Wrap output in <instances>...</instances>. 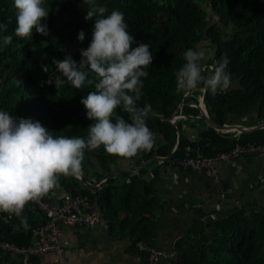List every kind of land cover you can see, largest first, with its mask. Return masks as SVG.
<instances>
[{"label":"trees","instance_id":"obj_1","mask_svg":"<svg viewBox=\"0 0 264 264\" xmlns=\"http://www.w3.org/2000/svg\"><path fill=\"white\" fill-rule=\"evenodd\" d=\"M108 11L124 13L128 31L135 41L150 44L153 54L142 78L143 95L138 105H150L147 125L162 141L150 149L131 156L108 153L102 145H88L84 149L81 173L88 182H95L111 172L113 165L127 157L141 163L147 156L167 157L172 152L178 130L181 141L174 156L162 164L192 156L214 157L236 145L264 143V129L243 133L236 138L197 118L201 109L200 97L209 117L219 125L234 123L235 117L255 110L264 119V0H98ZM50 5L46 24L48 35L33 29L30 36L19 37L12 0H0V22L12 35L9 44L0 46V109L14 117H31L40 121L53 135L80 136L88 140V126L93 122L85 115L81 98L94 90L92 84L76 89L69 84L56 89L45 81L54 70L52 59H63L66 53L79 60V49L86 47L91 36V20H85L87 5L83 0H46ZM212 10L215 24L210 26ZM83 30V41L77 39ZM208 36L213 49L205 72L227 56L231 84L223 91L209 93L206 87L177 91L175 71L184 63V51L197 47ZM47 41L41 46V41ZM41 65L49 68L42 70ZM183 107L178 111L179 107ZM196 105V106H193ZM127 119V113L117 109ZM182 118L169 121L173 115ZM185 117V119H184ZM194 121H191L193 119ZM205 125L195 141L182 135V125ZM191 150V151H190ZM150 160L136 173L114 175L95 186L85 185L75 175H59L58 186L72 195L85 197L86 206H97L101 214L122 233L128 227L132 243L146 241L154 244L155 224L147 216L163 208L151 182L143 175ZM156 173L157 168L151 169ZM42 195L41 197H43ZM23 215L27 226L18 217L0 212V238L27 246L34 239V229L46 222L45 214L26 202ZM155 245V244H154ZM162 264V262H161ZM174 264H264V210L243 206L228 216L197 219L175 244Z\"/></svg>","mask_w":264,"mask_h":264},{"label":"clouds","instance_id":"obj_2","mask_svg":"<svg viewBox=\"0 0 264 264\" xmlns=\"http://www.w3.org/2000/svg\"><path fill=\"white\" fill-rule=\"evenodd\" d=\"M16 9L14 33L30 36L33 29L48 35L46 19L50 5L46 0H12ZM88 7L85 20H91V36L86 47L79 49L76 60L70 53L52 59L55 65L46 83L56 89L65 84L79 89L92 84L94 90L81 98L85 115L93 122L88 126V140L80 136L53 135L40 121L31 117H14L0 109V212L15 215L27 226L23 209L58 184L59 175H79L86 146L102 145L108 153L131 156L150 149L156 133L146 123L150 105H138L143 95V79L153 54L150 44L135 41L128 31L124 13L108 11L98 0H83ZM7 25L0 22V46L9 44L12 35L4 34ZM81 29L77 39L83 41ZM48 42L42 40L41 46ZM213 49L189 47L184 63L175 71L177 91L206 87L209 93L226 90L231 84L229 60L224 56L205 72V61ZM48 72L46 65H41ZM127 113V119L117 109Z\"/></svg>","mask_w":264,"mask_h":264},{"label":"crops","instance_id":"obj_3","mask_svg":"<svg viewBox=\"0 0 264 264\" xmlns=\"http://www.w3.org/2000/svg\"><path fill=\"white\" fill-rule=\"evenodd\" d=\"M209 61L206 63L208 64ZM206 66V65H205ZM212 67V66H211ZM196 89V88H195ZM191 90L186 95L192 93ZM196 106V105H193ZM200 109L207 107L200 97ZM208 113V112H207ZM185 119V117H184ZM233 126L254 129L239 131L232 128L224 133H233L236 138L243 133H252L264 125V119L253 110L233 118ZM196 120L195 118L191 121ZM205 125H182V135L192 139L199 138ZM162 137L157 135L155 143ZM148 163V162H147ZM139 164L127 157L119 159L113 170L115 175L136 173L131 171ZM156 167V173L151 171ZM218 180H213L202 170H190L179 166H170L157 161L149 165L143 175L151 182L154 193L163 208L155 210L149 217L155 224L153 242L162 249V264H174L175 244L197 219H215L228 216L236 209L250 206L264 210V157L240 159L235 162L220 163ZM66 192L58 185L44 194L52 206L60 203ZM128 227L118 233V227L102 214L93 225L62 224L59 242L60 253L47 252L35 257L36 264H141L142 252L132 243ZM0 264H22L17 256L0 250Z\"/></svg>","mask_w":264,"mask_h":264},{"label":"built area","instance_id":"obj_4","mask_svg":"<svg viewBox=\"0 0 264 264\" xmlns=\"http://www.w3.org/2000/svg\"><path fill=\"white\" fill-rule=\"evenodd\" d=\"M183 115H175L171 121L182 118ZM191 151V150H190ZM264 157V143L238 144L227 152H222L214 157H194L189 150L182 158L172 160L170 166L184 167L190 170H202L213 180H218L220 163L235 162L240 159ZM85 197L65 193L56 206L44 197L30 200V203L37 206L46 216V222L34 229V239L27 246H19L15 242L0 238V250L17 256L22 264H36L35 257L53 251L60 253L62 245L59 242L62 224L93 225L100 215V209L84 204ZM138 249L142 252L141 264H161V258L165 252L146 241H138Z\"/></svg>","mask_w":264,"mask_h":264},{"label":"water","instance_id":"obj_5","mask_svg":"<svg viewBox=\"0 0 264 264\" xmlns=\"http://www.w3.org/2000/svg\"><path fill=\"white\" fill-rule=\"evenodd\" d=\"M183 107V104L179 107L178 111H180ZM176 114H174L173 116H175ZM197 118L199 119H202L204 120L208 125H210L211 127H213L214 129L218 130V131H229L231 130L232 128H236L237 130L239 131H242V132H245V131H253L254 129L252 128H245V127H235L231 124H225V125H219L217 123H215L208 115V113L206 112L205 109H201V112L199 113V115L197 116ZM169 121L171 123H173L171 121V118L169 119ZM264 125H261L260 127H258L259 129L263 128ZM176 134H177V139H176V143H175V146L172 150V152L170 153L169 156L167 157H157V156H147L141 163H139L138 166L134 167L131 171H135V170H138L140 168H142L145 163H147L148 161L150 160H156V161H160V162H165V161H168L170 160L175 152L178 150L179 146H180V141H181V134L178 130H176ZM119 171H115V170H112L111 172L109 173H106L104 174L101 178H99L98 180H96L95 182H88L82 175L81 171H80V174L79 175H75L77 176L78 178L81 179V181L87 185V186H95V185H98L99 183H101L103 180L107 179L108 177H111V176H114L115 174H118Z\"/></svg>","mask_w":264,"mask_h":264},{"label":"rangeland","instance_id":"obj_6","mask_svg":"<svg viewBox=\"0 0 264 264\" xmlns=\"http://www.w3.org/2000/svg\"><path fill=\"white\" fill-rule=\"evenodd\" d=\"M205 8L207 9L208 13H209V24L210 26H212L213 24H215V20H217L216 18L212 19V10L210 8H208L207 6H205ZM200 47H204V48H211V40L209 39L208 36H205V38L203 39V41L198 45ZM212 58V56L207 60L205 61V65H207L206 63ZM206 67V66H205Z\"/></svg>","mask_w":264,"mask_h":264}]
</instances>
